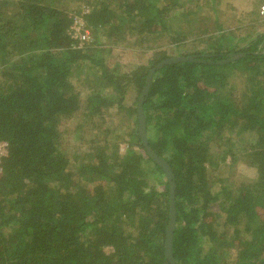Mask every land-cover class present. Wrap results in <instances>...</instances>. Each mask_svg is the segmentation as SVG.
<instances>
[{
    "label": "trees",
    "instance_id": "16d2710c",
    "mask_svg": "<svg viewBox=\"0 0 264 264\" xmlns=\"http://www.w3.org/2000/svg\"><path fill=\"white\" fill-rule=\"evenodd\" d=\"M71 1L87 10L73 15L63 0H0V142L8 144L0 264H169V183L142 144L138 102L149 71L172 50L199 62L157 71L143 113L150 147L175 176V262L264 264V33L220 31L208 50L180 53L199 32L183 29L198 14L180 12L184 0ZM79 18L82 33L91 32L85 41L72 33ZM128 39L146 47L110 64ZM236 74L239 101L229 82ZM72 118L89 130L74 161L62 130ZM241 157L256 180L235 183L223 173Z\"/></svg>",
    "mask_w": 264,
    "mask_h": 264
},
{
    "label": "rangeland",
    "instance_id": "374dc122",
    "mask_svg": "<svg viewBox=\"0 0 264 264\" xmlns=\"http://www.w3.org/2000/svg\"><path fill=\"white\" fill-rule=\"evenodd\" d=\"M261 0H223L221 3L217 6H213L209 2H199L200 4H189L184 0V5L182 9L179 11L182 12L184 9H192L195 12H198V14L195 16L191 24H188L183 29L185 32H191L194 31V29L198 26L199 32L196 42H194L191 37H189L188 41H186L181 47H180V53H188L193 51H200V50H208V46L212 41H215L216 39H219V32L222 31L223 33H230V32H236L237 36L244 37L246 36V33H248L250 30L257 34L264 33V5L262 6L259 4ZM64 8L66 10H69L71 14L75 15L76 10H82L84 11V1L81 2H72L71 0H63ZM201 4H203V7H199ZM262 8H261V7ZM261 8V9H260ZM87 10V8H85ZM259 14L256 15L252 12H258ZM80 16V15H79ZM80 19V18H79ZM78 19V20H79ZM253 26H256L255 28H252ZM75 32L73 31V35L75 36ZM87 36L91 34L89 30L86 31ZM89 38V37H88ZM90 39V38H89ZM224 40V39H223ZM136 39H128L127 41L123 42L122 45H119L115 48H113V51L110 55V64H113L115 62H121L125 63L129 61L131 55H133V52L136 50L146 47V44L141 45L138 42H135ZM133 42H135V46L137 48H132ZM168 42V40H163L160 44L165 45ZM226 43V40H224V44ZM149 47L152 44H147ZM140 46V47H138ZM171 54L173 57H179L177 52H174L172 50ZM172 57V58H173ZM86 75H88V72L85 73V75L81 74V76H78L77 84L79 88L85 87L88 82L86 80ZM231 87L233 88V95L236 97V100L241 95L242 89L244 87L243 85V79L236 74L233 78L229 80ZM134 98L133 96H129V103L133 102ZM79 119L72 118L69 121L65 122L63 124L62 130H64V141L63 145L66 147V149L69 152V155L71 156V159L74 157L75 154L78 153H84L86 152L88 140H89V134L88 129L85 127L84 124L81 123ZM128 125V124H127ZM247 136L240 135V137L237 138L238 145H245L244 142L247 143L246 140ZM121 151H126V146H121ZM212 152L215 154L217 152L216 149H213ZM245 154L244 150L239 151V155L243 156ZM239 155H237L239 157ZM74 161V159H72ZM249 163L247 160L243 157L239 158L238 164L233 168L229 169L226 172H223L227 174V177H231L230 179L232 182H240L244 180H256L257 178V171L254 167L248 165Z\"/></svg>",
    "mask_w": 264,
    "mask_h": 264
},
{
    "label": "water",
    "instance_id": "95a60500",
    "mask_svg": "<svg viewBox=\"0 0 264 264\" xmlns=\"http://www.w3.org/2000/svg\"><path fill=\"white\" fill-rule=\"evenodd\" d=\"M242 54L239 55H229L227 56V60L223 62H219L220 64H224L227 62L236 61L241 58ZM184 62H199L195 59V57H173L167 60H164L157 64L154 68L149 71L145 86L142 90V93L139 97L138 102V121H139V132L142 140V144L146 149L148 156L152 159L154 163H156L159 167L162 168L167 181L169 183V210H170V217H169V224L166 228V237H165V257L169 264H176L175 259L173 257V237L174 231L176 226V209H175V191H176V184H175V176L173 170L169 163L165 161L163 158L159 157L150 147L148 138H147V129H146V119L143 113V104L145 102L146 97L149 94V90L151 88L153 77L155 73L161 70L163 67L172 64L184 63Z\"/></svg>",
    "mask_w": 264,
    "mask_h": 264
},
{
    "label": "built area",
    "instance_id": "2783aa9c",
    "mask_svg": "<svg viewBox=\"0 0 264 264\" xmlns=\"http://www.w3.org/2000/svg\"><path fill=\"white\" fill-rule=\"evenodd\" d=\"M84 23L82 22L81 19L76 20L75 21V26L73 27V31L75 32V36L74 38H78L82 41L87 40L88 36L86 31L82 33V27H83ZM7 148H8V144L6 142H0V164H1V160L2 158L7 154Z\"/></svg>",
    "mask_w": 264,
    "mask_h": 264
}]
</instances>
